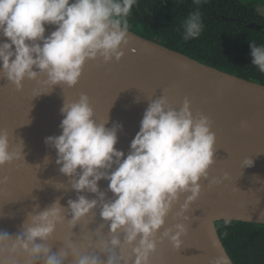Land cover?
Wrapping results in <instances>:
<instances>
[{
	"label": "clouds",
	"instance_id": "9594fccd",
	"mask_svg": "<svg viewBox=\"0 0 264 264\" xmlns=\"http://www.w3.org/2000/svg\"><path fill=\"white\" fill-rule=\"evenodd\" d=\"M201 0H193L199 6ZM136 0H0V72L19 90L22 81L35 80L52 88L56 84L74 86L87 59L102 57L104 62L123 55L122 44L128 43V17ZM45 25L55 28L45 35ZM185 41L197 38L203 28L197 9L182 24ZM251 64L264 73V46L249 43ZM35 69V70H34ZM34 96L49 91L34 89ZM62 120L59 135L45 137V144L56 150L59 171L69 177L75 200L67 201L74 227L92 209L108 222L109 239L94 241L105 256L79 255L69 244L56 254L42 241L62 222L64 209L59 198L23 224L20 233L9 235L0 231V257L15 256L22 250L24 264H63L71 255L72 264H153L150 256L158 240L167 238L174 249L181 247L186 232L183 221L190 203L200 193L201 178H207L213 163L215 134L210 130L208 116L190 110L184 99L179 109L169 105L164 95L150 100L140 121L139 130L130 141L129 151L114 147L120 124L106 127V121L94 119L93 108L86 94L78 100H65L60 108ZM246 127V122L241 121ZM10 147L6 130L0 129V165L21 158L23 141ZM45 159H48L45 157ZM252 159L242 161L243 168L252 166ZM227 178V173L224 174ZM107 180L106 193L98 181ZM7 177L0 178V184ZM220 180L213 177L209 183ZM94 193L89 199L80 193ZM183 193H190L180 204L175 217L180 222L164 228L165 217ZM230 223V220H225ZM102 227V226H101ZM39 238L40 243H36ZM130 247L127 254L125 249ZM118 250V251H117ZM0 264H16L14 259H0ZM209 264H228L225 256H217Z\"/></svg>",
	"mask_w": 264,
	"mask_h": 264
},
{
	"label": "water",
	"instance_id": "95a60500",
	"mask_svg": "<svg viewBox=\"0 0 264 264\" xmlns=\"http://www.w3.org/2000/svg\"><path fill=\"white\" fill-rule=\"evenodd\" d=\"M256 11L264 17V3H259ZM54 28L45 25V35ZM126 35L128 43L121 45L123 55L118 61L104 62L99 56L87 59L71 87L63 83L52 88L42 85L38 81L46 75L41 73L35 80L25 78L18 90L0 72V129L8 132L10 147L20 145V140L24 144L20 159L0 165V178L7 177L0 184V231L19 234L32 214L59 198L65 219L57 223L47 240L37 238L35 242L48 246L50 254L70 244L79 255L104 260L94 241L109 239L108 222L102 220L96 207L74 227L68 223L67 201L75 200L77 192L71 188L69 177L59 171L56 150L44 142L45 137L61 133L64 99L78 100L84 93L97 122L107 120L106 127L122 125L114 147L126 155L150 100L164 95L171 107L179 109L187 98L194 116L201 113L211 121L210 130L215 134L213 163L208 177L199 181L200 193L185 213L189 218L183 221L186 232L181 236V247L174 249L167 238L158 240L150 259L153 264H209L213 258L225 256L228 264H235L216 222L264 225V84L205 64L129 29ZM5 39L0 36V41ZM34 89L49 92L34 96ZM246 157L253 164L243 168ZM213 177L220 182L210 184ZM107 185V180L98 181L105 198L112 199ZM80 194L95 198L94 193ZM188 194L180 195L157 236L180 222L174 213ZM125 251L130 254V247ZM25 255L20 250L13 257L5 254L0 259L24 264ZM72 260L68 255L63 264H72Z\"/></svg>",
	"mask_w": 264,
	"mask_h": 264
},
{
	"label": "trees",
	"instance_id": "16d2710c",
	"mask_svg": "<svg viewBox=\"0 0 264 264\" xmlns=\"http://www.w3.org/2000/svg\"><path fill=\"white\" fill-rule=\"evenodd\" d=\"M264 0H136L129 30L185 53L205 64L264 84V73L251 64L250 42L264 46V17L256 6ZM199 10L202 31L185 41L182 24ZM235 264H264V225L216 222Z\"/></svg>",
	"mask_w": 264,
	"mask_h": 264
}]
</instances>
